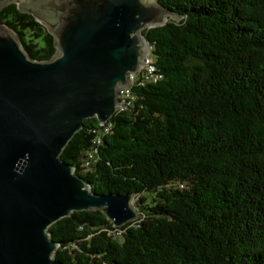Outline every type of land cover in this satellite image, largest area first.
<instances>
[{"label":"trees","instance_id":"16d2710c","mask_svg":"<svg viewBox=\"0 0 264 264\" xmlns=\"http://www.w3.org/2000/svg\"><path fill=\"white\" fill-rule=\"evenodd\" d=\"M158 1L177 15L143 32L161 80L134 84L133 107L107 133L88 119L61 155L93 193L138 196L139 217L116 228L100 211L75 212L48 229L54 259L264 264V0ZM0 24L29 59L56 55L16 4Z\"/></svg>","mask_w":264,"mask_h":264},{"label":"water","instance_id":"95a60500","mask_svg":"<svg viewBox=\"0 0 264 264\" xmlns=\"http://www.w3.org/2000/svg\"><path fill=\"white\" fill-rule=\"evenodd\" d=\"M54 37L56 55L29 59L0 24V264H63L48 229L75 212L100 211L120 228L139 217L135 195H100L61 159L96 118L119 112V91L150 52L143 32L177 15L158 0H0Z\"/></svg>","mask_w":264,"mask_h":264},{"label":"built area","instance_id":"2783aa9c","mask_svg":"<svg viewBox=\"0 0 264 264\" xmlns=\"http://www.w3.org/2000/svg\"><path fill=\"white\" fill-rule=\"evenodd\" d=\"M129 78L131 80V84L128 85L127 87H123L119 91V97H118L119 112L128 111L130 108L133 107L136 99L132 92V87L134 84H138L139 86H145L146 84L157 83L158 81L161 80L162 76L157 72L155 63L150 58V52L145 57L140 67V71L135 75H130ZM106 124L107 123L101 125L104 128L103 133H107L110 129V126H105ZM99 143L100 140L98 138L96 144ZM96 154H97V149H93V151L89 153L88 156L90 161L87 163V166L91 164V161L94 160V156Z\"/></svg>","mask_w":264,"mask_h":264},{"label":"rangeland","instance_id":"374dc122","mask_svg":"<svg viewBox=\"0 0 264 264\" xmlns=\"http://www.w3.org/2000/svg\"><path fill=\"white\" fill-rule=\"evenodd\" d=\"M150 58H151L152 61H154V56H153V54L151 52H150ZM135 201H138V196H135L134 197V199L132 201V205L133 206H134Z\"/></svg>","mask_w":264,"mask_h":264}]
</instances>
